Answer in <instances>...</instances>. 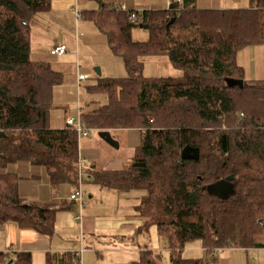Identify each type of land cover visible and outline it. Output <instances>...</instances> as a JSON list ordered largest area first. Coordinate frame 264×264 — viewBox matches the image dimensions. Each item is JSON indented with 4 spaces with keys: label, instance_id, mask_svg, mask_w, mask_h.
I'll return each instance as SVG.
<instances>
[{
    "label": "trees",
    "instance_id": "1",
    "mask_svg": "<svg viewBox=\"0 0 264 264\" xmlns=\"http://www.w3.org/2000/svg\"><path fill=\"white\" fill-rule=\"evenodd\" d=\"M100 7L81 13L105 35L127 75L86 78L82 116L90 130H140V144L121 170L81 168L78 133L52 129L54 92L65 82L54 64L31 58V23L51 0H0V226L53 236L64 208L28 202L20 178L6 172L29 162L43 167L53 190L97 186L119 194L141 192L143 226L165 242L169 260L144 248L133 264H210L223 249L264 248V80H247L238 54L264 46V0L244 9L203 10L194 0H171L167 10ZM132 15L134 19L131 20ZM147 32L136 40L134 30ZM148 58H166L180 77L143 74ZM81 83V84H82ZM80 84V85H81ZM199 156L184 158L183 151ZM235 177L226 196L211 191ZM200 242L207 258H186ZM0 264H32L30 253L0 252Z\"/></svg>",
    "mask_w": 264,
    "mask_h": 264
},
{
    "label": "crops",
    "instance_id": "2",
    "mask_svg": "<svg viewBox=\"0 0 264 264\" xmlns=\"http://www.w3.org/2000/svg\"><path fill=\"white\" fill-rule=\"evenodd\" d=\"M101 3L106 6L120 8L123 11L142 13L150 10H167L171 5V0H101ZM249 5V0H194V6L203 10L244 9L248 8ZM99 7L100 4L95 0H51L50 12L36 16L31 23L32 60L54 64L55 56L51 55L52 49L57 46H65L64 43H58L54 34L50 39V43L46 44L47 46H35L34 40L39 28L41 33L38 34V37L41 36L40 38L42 39L45 38L43 32L47 31L51 24L57 26L58 29L61 27V31L68 35L69 32L78 33L81 27L78 24L76 11L84 13L85 11L97 10ZM142 32L144 33L134 32L136 40L147 39V32ZM254 47L259 48L258 50L260 51L258 52H264V46ZM254 47H247L238 54L237 61L243 69L246 68V55L248 54L247 57L250 56ZM80 76L89 78L86 71L79 72L77 78H75L78 84L83 82L79 81ZM256 80H260V78H256ZM63 96L65 99H63ZM54 102L60 107L57 110L62 109L63 113L55 112L51 115L49 125L52 129H65L67 128L68 119L76 118L79 114L82 115V108L77 110L76 117V114L70 111L68 105L70 103L74 104L75 101L67 99L65 91L61 87L54 92ZM126 132H138V144L134 148L136 149L140 144V130H120L114 132L113 136L116 141L120 142L121 137ZM79 144L81 168L85 171L88 165L84 163L92 157L91 153L94 154L95 149H91V153H87L86 157H84V149L89 147L90 143L84 142L83 138H79ZM106 148L110 149L111 147L106 146ZM114 158L106 167L103 166V169L121 170L127 166L125 164L129 161ZM92 164L95 163L91 162L89 165ZM6 172L16 174L20 178L19 194L24 200L57 207H61L64 204V207H61L64 209L59 210L56 214L53 236H46L32 229H22L13 222L1 225L0 252L30 253L32 264H133L141 258L144 248L150 249L149 246L142 244L144 240L146 242L151 236L150 232L155 227L150 228L149 234L139 233V229L143 226V220L137 212V208L143 194L140 193L129 198V193L121 195L114 191L115 193H111L109 196H114L115 199L111 200L115 202L107 205L103 202L99 203L98 200L93 202L96 197L100 196L99 194L103 189L91 184L92 192H87L83 189L88 193L87 198L91 201H86V198L84 200L85 205L81 208L79 202L68 200L69 196L77 188L71 185H63L53 190L47 172L43 167L33 166L29 162H19L10 165ZM83 185L80 184L78 188H83ZM78 217H81V220L77 219ZM99 221H102L101 223L104 227L98 226ZM140 240L143 241L141 242ZM162 242L164 241L162 240ZM228 250L244 252L247 257L250 254L256 262L264 264V248L248 250L223 249L209 257L210 264H224L225 261H228L229 256L219 257V253ZM246 260L249 262L248 259Z\"/></svg>",
    "mask_w": 264,
    "mask_h": 264
},
{
    "label": "rangeland",
    "instance_id": "3",
    "mask_svg": "<svg viewBox=\"0 0 264 264\" xmlns=\"http://www.w3.org/2000/svg\"><path fill=\"white\" fill-rule=\"evenodd\" d=\"M78 24L81 27L79 28V32H76L77 34L69 32V35L62 32L61 27L58 29L57 26L51 24L48 30L43 32L44 39L40 38L41 36L38 37V34L41 33L39 28L38 34L34 40V45H38L37 47L47 46L46 44L50 43V39L54 34V37L57 38L59 44L64 43L66 51L63 54L54 57V66L64 73L65 82L61 88L65 91L67 99L75 101L74 104L70 103L68 105L73 114H76L78 109L83 108L85 102L90 100V98L101 99L102 97V99H104L103 96L100 97L98 95L88 94L85 89V83L81 82L82 84L80 83V85L76 82L75 78H77L79 72L82 73L86 71L89 75V81L95 80L97 76L96 69H100L101 77H122L127 75L121 60L113 56L111 53L105 35L99 32L94 24L83 21L82 17L78 20ZM142 31L144 30H134L135 33L143 34L144 32ZM83 35L85 36L83 37ZM258 49L259 48L254 47L251 51L252 54L248 57V54L246 55V68L244 69V72L247 80H256V78H260V80L264 79V52H258L260 51ZM143 74L150 77L172 76L175 78L180 77L181 75L171 67L166 58L146 59ZM63 99H65L64 96ZM55 112L63 113L62 109H55L51 112V115ZM76 116L77 114L75 117ZM137 133L138 132H126L123 134L120 142L117 141L119 144V147H117L109 140L104 139L100 132L90 130V137L83 138L84 142L90 143V146L84 149L83 156L86 157L87 153H91V149H95V153H91L92 159L89 157L90 159L86 160L84 164L89 166V164L93 162L99 169H103L113 160L114 157H117L114 159L130 161L135 153V145L138 144L139 138L137 137ZM111 137L115 140L113 135H111ZM106 146L111 148H106ZM83 189L87 192H92V186L83 185ZM111 193L115 192L103 189L99 194L100 196L96 197L93 202L98 200L99 203L103 202L107 205L113 204L115 201L111 199H115V197L109 196ZM140 193L141 192L134 191L129 193L128 197L132 198L133 195H139ZM86 201L89 202L91 200L87 198ZM101 222L102 221L98 222V226L104 227ZM150 234L151 236L147 239L148 242L140 240L141 242H144L142 245L145 244L146 246H149L150 249L162 254L164 261L167 262L169 260V251L161 238H159L157 229L153 228ZM223 253H219V257H224L225 255L229 256V260L225 261L224 264H261L260 262H256L252 255L249 254L247 257L244 252L238 250H228ZM183 256L186 258H207L205 251L201 248V243L198 241L189 243L183 251ZM246 259H248L249 262Z\"/></svg>",
    "mask_w": 264,
    "mask_h": 264
},
{
    "label": "built area",
    "instance_id": "4",
    "mask_svg": "<svg viewBox=\"0 0 264 264\" xmlns=\"http://www.w3.org/2000/svg\"><path fill=\"white\" fill-rule=\"evenodd\" d=\"M178 1L180 2L181 0ZM76 15L78 20L81 19L82 16L80 11L77 10ZM132 19H134V15H132L131 20ZM65 51H66L65 46H57L54 49H52L51 55L56 56L59 54H63ZM85 79H86L85 76L79 77V81H84ZM67 127L75 130L78 133L79 138L90 137V129L86 126V123L81 114H79L78 117L76 118L68 119ZM87 196L88 193L84 191L82 187H79L69 196L68 200L71 202H79L81 208H83L85 205L84 200L87 198ZM77 219L81 220V217H78Z\"/></svg>",
    "mask_w": 264,
    "mask_h": 264
},
{
    "label": "water",
    "instance_id": "5",
    "mask_svg": "<svg viewBox=\"0 0 264 264\" xmlns=\"http://www.w3.org/2000/svg\"><path fill=\"white\" fill-rule=\"evenodd\" d=\"M97 74L100 76L101 71L100 69H96ZM101 136L104 139L109 140L113 145L115 144L117 147H119V144L117 141L112 139L111 134L109 132H100ZM3 136L2 133H0V138ZM182 156L184 158H188L190 156L197 158L199 156V152L197 150H191L189 148H186ZM235 177H229L226 180H222L218 183H216L213 187L210 188L211 191L217 192L218 194L222 196H226L228 193L231 192L232 190V181L234 180Z\"/></svg>",
    "mask_w": 264,
    "mask_h": 264
}]
</instances>
